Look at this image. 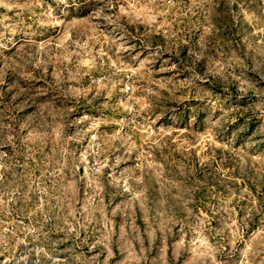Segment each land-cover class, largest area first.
<instances>
[{
	"label": "rangeland",
	"instance_id": "rangeland-1",
	"mask_svg": "<svg viewBox=\"0 0 264 264\" xmlns=\"http://www.w3.org/2000/svg\"><path fill=\"white\" fill-rule=\"evenodd\" d=\"M0 264H264V0H0Z\"/></svg>",
	"mask_w": 264,
	"mask_h": 264
}]
</instances>
